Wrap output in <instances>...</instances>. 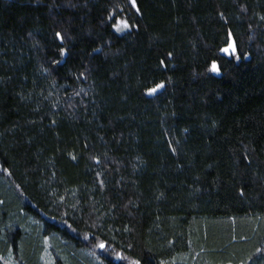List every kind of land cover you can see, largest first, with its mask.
<instances>
[{"label":"trees","instance_id":"trees-1","mask_svg":"<svg viewBox=\"0 0 264 264\" xmlns=\"http://www.w3.org/2000/svg\"><path fill=\"white\" fill-rule=\"evenodd\" d=\"M0 264H264V0H0Z\"/></svg>","mask_w":264,"mask_h":264},{"label":"snow or ice","instance_id":"snow-or-ice-1","mask_svg":"<svg viewBox=\"0 0 264 264\" xmlns=\"http://www.w3.org/2000/svg\"><path fill=\"white\" fill-rule=\"evenodd\" d=\"M131 3H132V6L135 8V7H136V0H131ZM137 10H138V9H137ZM128 27H129V25L127 24V22H125V21H121V22L117 23V25H116V30H117V31H121V30L126 29V28H128ZM56 35H57L58 38H61V39H62L60 33H57ZM221 51H222L223 53H225L226 55H234L235 52H236V48H235L234 43H232V44H229L227 47L221 49ZM238 58H239V57L237 56V59H238ZM210 71H212V72H218V71H219V69H218L216 63H213V64H212ZM160 87H163V85H157L156 88H152V89H150V90H149V94H151V93H155L156 90H157V88H160ZM98 246H99L100 248H104V247H105V245H104L103 243H100Z\"/></svg>","mask_w":264,"mask_h":264}]
</instances>
